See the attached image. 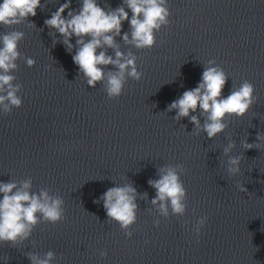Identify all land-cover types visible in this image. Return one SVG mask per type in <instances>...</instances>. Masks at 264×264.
<instances>
[{
    "label": "clouds",
    "instance_id": "1",
    "mask_svg": "<svg viewBox=\"0 0 264 264\" xmlns=\"http://www.w3.org/2000/svg\"><path fill=\"white\" fill-rule=\"evenodd\" d=\"M45 7L41 5V0H3L0 3V26L13 28L27 21L28 27H35L28 18L37 15V8ZM66 10L67 16L64 15ZM169 16L168 0H123L117 8L109 6L107 10L99 5L98 0H82L78 11L71 8V0H66L44 24L50 29L53 46L62 43L70 54L75 49L72 59L78 66V76L82 74L87 85L93 88L102 82L108 98L116 99L122 95L129 78L139 81L143 76L137 67V57L132 51L125 54L117 42L116 38L121 37L123 22L130 24V31L124 32L121 37L123 44L135 49H150L156 44L155 33L170 23ZM57 33L61 39H57ZM73 37L76 38L75 44L71 42ZM24 38L25 33L19 30L0 35V113L3 114L22 106V99L18 95L22 85L15 83L16 76L12 74L18 68L16 61L23 58L28 67L36 63L30 57H22L19 51V42ZM108 49H112L114 55H109ZM108 66H112V69H108ZM228 78L215 60H209L197 86L184 91L172 101L167 106V112L175 110V120L189 118L196 134L203 132L208 139H214L228 128L227 117H243L256 100L254 85L247 80L239 87L233 86L231 93L223 97L222 91ZM197 111L199 116L191 115ZM200 117H203V123ZM257 141L248 143L246 139L241 144L245 150L259 149L264 135L257 133ZM235 147L236 142L232 139L223 147V155L228 158L227 171L231 175L241 171L242 157L230 155ZM184 171L182 164L164 165L157 169L158 179L148 180L149 186L156 191L150 204L158 216L168 218L170 210L177 217L185 214L187 192L180 178ZM32 188L31 177L19 181H0V243H10L15 247L28 240L41 221L56 224L65 219L64 199L60 195L52 194L47 188H41L38 192L32 191ZM240 191L247 192V189L240 186ZM138 197L147 199V193L139 194L130 181L108 188L94 203L103 202L108 220L117 222L130 238L133 233L129 229L137 220ZM206 222L207 217L197 220L193 227L197 236ZM159 225L160 220H154V226ZM100 255L105 257L107 252L101 251ZM26 256L31 264H52L56 259V254L51 250L43 256L35 252H28ZM8 259L3 257L5 264Z\"/></svg>",
    "mask_w": 264,
    "mask_h": 264
}]
</instances>
